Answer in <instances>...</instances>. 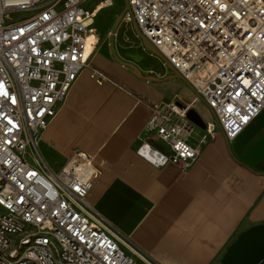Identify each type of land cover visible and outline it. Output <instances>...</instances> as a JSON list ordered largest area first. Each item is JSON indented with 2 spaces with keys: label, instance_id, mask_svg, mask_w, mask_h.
<instances>
[{
  "label": "built area",
  "instance_id": "1",
  "mask_svg": "<svg viewBox=\"0 0 264 264\" xmlns=\"http://www.w3.org/2000/svg\"><path fill=\"white\" fill-rule=\"evenodd\" d=\"M88 2L0 0V264H139L88 200L102 171L95 156L75 150L53 168L40 150L43 132L100 46V4L114 6ZM128 4L140 31L195 93L184 107L154 104L149 137L136 152L156 167L186 171L217 126L234 140L264 109V0ZM92 77L106 79L97 70ZM199 99L214 118L193 145L187 112Z\"/></svg>",
  "mask_w": 264,
  "mask_h": 264
},
{
  "label": "crops",
  "instance_id": "2",
  "mask_svg": "<svg viewBox=\"0 0 264 264\" xmlns=\"http://www.w3.org/2000/svg\"><path fill=\"white\" fill-rule=\"evenodd\" d=\"M117 55L138 70L118 62L102 41L43 132L44 160L60 168L75 150L95 156L102 171L88 200L139 263L144 255L157 264H222L241 232L264 224V109L234 140L217 126L188 170L156 167L136 152L139 139L149 137L151 107L190 103L195 93L161 58L149 68ZM95 70L106 77L102 83ZM192 108L213 120L203 100ZM194 129L196 138L188 139L197 145L205 132Z\"/></svg>",
  "mask_w": 264,
  "mask_h": 264
},
{
  "label": "water",
  "instance_id": "3",
  "mask_svg": "<svg viewBox=\"0 0 264 264\" xmlns=\"http://www.w3.org/2000/svg\"><path fill=\"white\" fill-rule=\"evenodd\" d=\"M126 7L121 12V14L115 20L111 30H110V42L112 48L113 57L123 65L130 66L135 70H138L135 65L129 62L121 60L115 49L114 36L119 24L125 19L126 15L129 13L131 17V26L137 36L140 38L145 50L153 55L158 56L166 62V65L174 71L172 65L167 62V59L161 52L145 37V35L140 31L128 4V0H125ZM173 76L183 79L184 78L174 71ZM179 104L184 107V104L179 102ZM187 118L192 122L193 126L200 129L206 127L204 119L201 115L194 109L190 108L187 112ZM222 264H264V224L254 225L247 230L241 232L238 238L227 248L222 259Z\"/></svg>",
  "mask_w": 264,
  "mask_h": 264
},
{
  "label": "rangeland",
  "instance_id": "4",
  "mask_svg": "<svg viewBox=\"0 0 264 264\" xmlns=\"http://www.w3.org/2000/svg\"><path fill=\"white\" fill-rule=\"evenodd\" d=\"M90 1L94 4L101 0ZM113 2V7L103 8L99 11V15L95 22V28L97 29V33L103 36L101 37L102 39L99 36L100 44L103 41L104 46H109L110 50H112L110 42V30L117 17L126 7L125 0H113ZM106 32L107 34L105 36ZM114 44L117 54L122 55L127 59L136 61L141 64H145L149 68L154 67L155 64H159L160 58L157 57L158 59H155V56L150 55V53L143 47L140 38L137 36L131 26L130 17H125V19L119 24L114 36ZM195 128L199 129L198 127ZM199 131V136H202L203 131L201 129H199ZM195 135L196 129L193 130L191 139H195ZM139 264L144 263L140 262Z\"/></svg>",
  "mask_w": 264,
  "mask_h": 264
},
{
  "label": "snow or ice",
  "instance_id": "5",
  "mask_svg": "<svg viewBox=\"0 0 264 264\" xmlns=\"http://www.w3.org/2000/svg\"><path fill=\"white\" fill-rule=\"evenodd\" d=\"M245 119H247V117H245Z\"/></svg>",
  "mask_w": 264,
  "mask_h": 264
},
{
  "label": "bare ground",
  "instance_id": "6",
  "mask_svg": "<svg viewBox=\"0 0 264 264\" xmlns=\"http://www.w3.org/2000/svg\"><path fill=\"white\" fill-rule=\"evenodd\" d=\"M102 5V4H101ZM105 5V4H104Z\"/></svg>",
  "mask_w": 264,
  "mask_h": 264
}]
</instances>
